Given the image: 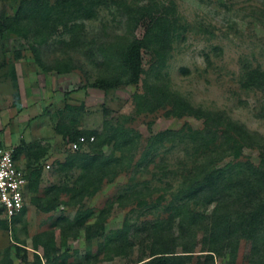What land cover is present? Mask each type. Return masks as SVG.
<instances>
[{"label":"trees","instance_id":"trees-1","mask_svg":"<svg viewBox=\"0 0 264 264\" xmlns=\"http://www.w3.org/2000/svg\"><path fill=\"white\" fill-rule=\"evenodd\" d=\"M140 26L142 37L137 35ZM188 32L189 22L175 0H0L1 42L16 36L31 39L35 62L43 71L79 69L86 89L110 90L142 82V91L133 95L137 113L164 110L167 117L190 114L204 121L197 129L186 123L159 131L143 148L142 133L131 126L104 120L101 129L75 130L61 121L58 128L67 154L56 168L76 175L71 184L45 190L51 207L81 204L105 182L139 167L143 176H152L139 180L132 176L116 196L119 201L139 194V224L132 208L120 228L107 232L104 210L92 221L97 210L78 209L72 217L61 214L53 221L63 246L57 245L54 230L42 231L32 237V260L20 256L26 250L21 248L25 243L18 242L5 248L0 264H16L12 251L26 264L111 262L130 255L136 240L148 242V252L139 259L142 264H237L242 242L247 246V264H264V135L223 110L193 103L172 88L169 62L175 45ZM3 44L1 51H6ZM42 46L51 47L46 61ZM143 52L151 57L147 68ZM205 60L209 62V54ZM7 65L14 75L12 62L0 61V67ZM243 73L245 87L264 90L263 68L244 66ZM80 136L89 142L72 150L70 142ZM246 147L259 151L262 165L244 156ZM23 151L19 148L13 154L17 161L26 158V191L37 193L44 164L35 159L31 146L26 157ZM159 192V199L148 201ZM62 194L68 198L62 200ZM203 206L212 209L202 211ZM25 212L26 206L21 214ZM6 223L0 219V228H6ZM82 231L89 247L70 262L68 240L80 238Z\"/></svg>","mask_w":264,"mask_h":264},{"label":"rangeland","instance_id":"rangeland-1","mask_svg":"<svg viewBox=\"0 0 264 264\" xmlns=\"http://www.w3.org/2000/svg\"><path fill=\"white\" fill-rule=\"evenodd\" d=\"M175 1L180 14L189 22V32L175 45L169 62L172 88L193 103L223 110L264 135V90L243 84L244 66L264 69V0ZM11 4L15 6L16 2L11 1ZM143 33L144 28L140 26L137 35L142 37ZM1 44L0 40V61H11L14 75L9 65L0 67V142L13 151L23 149L24 157L31 146L35 159L44 164V170L39 191H26V212L12 220L4 219L7 223L6 228H0V257L6 247L24 242L21 248L26 252L22 251L20 256L32 260V237L46 230H54L57 245L63 246L60 229L52 225L53 221L61 214L72 217L78 209L97 210L92 221L104 210L102 217L107 232L120 228L132 208L137 210L139 224V194L123 196L119 201L116 198L120 187L129 183L132 176L137 177L136 180L152 176L151 173L143 176L139 167L120 173L112 182H105L100 191L81 204L59 203L51 207L45 190L52 185L71 184L76 175V172L56 168V162L63 161L67 154L58 124L65 120L75 130L101 129L104 120L114 125L131 126L142 133L143 148L148 138L159 131L178 129L186 123L197 129L204 125L203 119L190 114L181 118L167 117L164 110L139 114L133 95L142 91V82L110 90L86 89L83 87L86 78L79 69L65 73L43 71L35 62L31 39L13 37L2 45L6 51H1ZM41 49L43 60H48L51 47L42 46ZM205 54H209V62L205 60ZM150 60V54L143 52L145 68ZM109 150L107 146L106 151ZM141 150H138L136 160ZM243 154L262 165L258 150L246 147ZM25 159L19 163L21 168H24ZM161 194H152L148 201L159 199ZM67 198L62 194V200ZM200 209L210 211L212 206ZM68 242L70 262L82 257L89 247L85 231L80 238L70 237ZM246 249V243L242 242L237 264H247ZM144 251L148 252V242L139 244L136 240L130 255L98 264H142L139 259ZM12 257L16 264H26L14 251Z\"/></svg>","mask_w":264,"mask_h":264},{"label":"built area","instance_id":"built-area-1","mask_svg":"<svg viewBox=\"0 0 264 264\" xmlns=\"http://www.w3.org/2000/svg\"><path fill=\"white\" fill-rule=\"evenodd\" d=\"M94 139L93 136L90 141ZM87 142L89 140L85 136H80L77 141L70 142V147L78 150L81 144ZM28 183L27 174L15 159L13 150L0 145V219L12 220L21 214L26 204Z\"/></svg>","mask_w":264,"mask_h":264},{"label":"crops","instance_id":"crops-1","mask_svg":"<svg viewBox=\"0 0 264 264\" xmlns=\"http://www.w3.org/2000/svg\"><path fill=\"white\" fill-rule=\"evenodd\" d=\"M21 160L18 161V163H20Z\"/></svg>","mask_w":264,"mask_h":264}]
</instances>
